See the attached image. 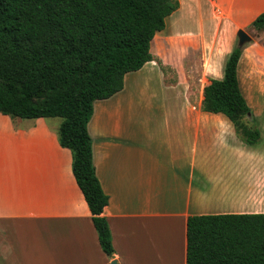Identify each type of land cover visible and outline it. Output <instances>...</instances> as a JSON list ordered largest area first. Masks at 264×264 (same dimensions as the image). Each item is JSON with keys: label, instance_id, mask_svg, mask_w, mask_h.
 Wrapping results in <instances>:
<instances>
[{"label": "crops", "instance_id": "1", "mask_svg": "<svg viewBox=\"0 0 264 264\" xmlns=\"http://www.w3.org/2000/svg\"><path fill=\"white\" fill-rule=\"evenodd\" d=\"M177 1L151 41L153 60L95 101L87 125L112 258L99 246L71 153L59 145L61 120L0 114V264H186L189 217L264 213L249 175L263 167L264 115L252 112L241 77L264 59V32H247L264 0ZM240 30L251 37L237 80L261 134L253 146L225 116L200 109Z\"/></svg>", "mask_w": 264, "mask_h": 264}, {"label": "trees", "instance_id": "2", "mask_svg": "<svg viewBox=\"0 0 264 264\" xmlns=\"http://www.w3.org/2000/svg\"><path fill=\"white\" fill-rule=\"evenodd\" d=\"M177 0H0V114L12 119L59 118V145L91 214L103 253L114 250L103 216L108 198L95 174L87 125L97 100L123 88L127 73L153 60L150 45ZM264 32V13L248 27ZM235 46L222 80L203 89L201 111L221 114L249 146L260 142L241 94ZM254 122V121H253ZM186 264H264V213L189 217Z\"/></svg>", "mask_w": 264, "mask_h": 264}, {"label": "rangeland", "instance_id": "3", "mask_svg": "<svg viewBox=\"0 0 264 264\" xmlns=\"http://www.w3.org/2000/svg\"><path fill=\"white\" fill-rule=\"evenodd\" d=\"M250 35L253 36L252 32L249 30L247 31ZM256 67L258 68L257 73H253L251 75L246 76V70L242 67L241 77H242V87L245 92V94L248 95V101L252 106V112L257 115H264V59H257L256 60ZM253 81V82H252ZM250 82V84H249ZM252 83H255V87L260 88L258 92H255L254 89H252ZM250 87V88H249ZM264 117V116H263ZM12 119V118H11ZM60 120V119H58ZM248 125H250L252 122L251 117L245 118L244 120ZM257 127V125H256ZM261 143L264 144V139L261 140ZM264 158V157H263ZM249 175L253 177L254 182H257V192L259 193V190L261 189L263 192V199H264V159H263V167L262 169H257L254 172H249ZM255 190V189H254ZM253 191V189H252ZM250 192V189H249ZM254 192V191H253ZM261 200H259V203ZM260 208H258L259 212H264V202L260 203ZM252 211V210H249Z\"/></svg>", "mask_w": 264, "mask_h": 264}, {"label": "water", "instance_id": "4", "mask_svg": "<svg viewBox=\"0 0 264 264\" xmlns=\"http://www.w3.org/2000/svg\"><path fill=\"white\" fill-rule=\"evenodd\" d=\"M237 39H238L237 44L240 47L251 42V37L245 31L242 30L238 31ZM111 264H117V263L115 261H111Z\"/></svg>", "mask_w": 264, "mask_h": 264}]
</instances>
